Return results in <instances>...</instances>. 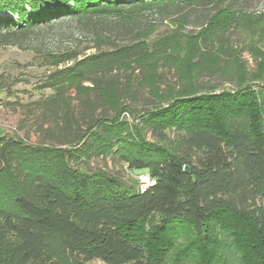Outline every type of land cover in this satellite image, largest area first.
<instances>
[{"label": "trees", "instance_id": "1", "mask_svg": "<svg viewBox=\"0 0 264 264\" xmlns=\"http://www.w3.org/2000/svg\"><path fill=\"white\" fill-rule=\"evenodd\" d=\"M243 1L238 8L239 0H4L3 11L17 16L0 19L5 44L73 20L93 34L96 52L44 55L52 69L40 89L51 95L36 106L51 124L38 130L48 143L0 136V264H165L160 242L171 233L189 227L201 235L223 220L261 250L264 86L251 87L264 79V15L248 13L250 0ZM199 9L207 12L196 18ZM148 14L175 16V29L149 43L153 30L137 25ZM191 25L200 31L185 33ZM234 31L250 40L243 51L258 64L254 77L231 46ZM166 66L177 82L164 89L159 71ZM203 76L237 89L216 95L219 87L202 85ZM145 88L151 96L143 99ZM11 90L0 85L15 97ZM141 99L146 108L136 115L131 105ZM125 112L160 142L130 138ZM109 156L155 185L141 193L102 170L72 168Z\"/></svg>", "mask_w": 264, "mask_h": 264}, {"label": "rangeland", "instance_id": "2", "mask_svg": "<svg viewBox=\"0 0 264 264\" xmlns=\"http://www.w3.org/2000/svg\"><path fill=\"white\" fill-rule=\"evenodd\" d=\"M243 2V0H239L235 6L240 8ZM4 5V0H0V19H17V16L13 13L3 11L2 7ZM244 8L248 13L261 17L264 15V0H250ZM206 12L207 10L204 9L197 10L196 18L201 17ZM148 15V17L140 16L137 25L139 29L150 28L153 30L149 43H155L159 38L175 29V25L172 23L175 16L169 20L158 14ZM196 22L199 23L200 20ZM41 27L30 33L28 37L9 44H5L0 37V85L7 84L12 89L11 92L15 93V97H8L6 92H0V136L19 137L34 146L43 142L48 143V138L38 132L40 125H44L45 130H48V127L51 126L48 119H43L41 111L36 106V102L51 95L49 91L40 89L42 80L52 69L49 66H43L44 55L70 51L77 52L80 57H84L96 52L93 49V34L83 30V27L77 21L66 20L50 27ZM199 31L197 26L192 27V25L187 26L185 29V33L195 32L196 34ZM230 37L231 46L233 45L236 48V54H242V59L246 64L244 67L246 72L254 77L260 71L258 64H256V60L249 50L243 51L249 45L250 40L240 31H234ZM240 70L238 68V71ZM159 74L160 81H163L161 87L164 89L168 84L174 85L177 82L175 70L171 67H162ZM140 78L141 73L136 71L133 77L135 86ZM201 84L207 87H219L215 90L214 94L216 95L224 92L234 94L237 89L235 84L222 82L218 77L203 76ZM262 86H264V79L261 83H253L251 88L259 90ZM150 96L148 89L142 90L143 99ZM143 102L144 100L141 99L136 104L132 103L131 106L136 110V115L137 112H142L146 108L143 106ZM74 103L77 104L78 102L74 101ZM130 116L129 112L122 115L123 119L125 118L131 126L130 138L138 142L142 140L143 144L149 145L160 142V137H154L151 132H147L140 125L139 120H135ZM167 135L171 138L174 137L173 133L167 132ZM129 140L131 141V139ZM166 144L169 143L166 142ZM126 146L131 147L133 151L138 150L131 145ZM64 148L69 149L68 147ZM74 166L76 168H72L80 172L81 175L102 170L107 174L120 178L129 186L136 185L137 188L139 187V176L144 174L133 172L128 169L127 165L120 162L116 164L111 156L106 159L78 161ZM229 224L231 222L228 220L212 221L204 226L201 235L194 234L189 227H183L177 230L176 233H171L172 239L160 242V254L165 256V264H264V260L261 258L264 254V245H260L261 250L256 249L252 246V244L258 243L254 240L255 238L250 237L241 230L235 224V221L233 222L234 227L227 229ZM242 234L248 237H243ZM247 247L250 251L245 250V256L244 249ZM247 256H249V259L246 260L245 257ZM89 264L104 263L93 261Z\"/></svg>", "mask_w": 264, "mask_h": 264}, {"label": "built area", "instance_id": "3", "mask_svg": "<svg viewBox=\"0 0 264 264\" xmlns=\"http://www.w3.org/2000/svg\"><path fill=\"white\" fill-rule=\"evenodd\" d=\"M156 181L147 173L139 176V191L145 193L148 189L154 186Z\"/></svg>", "mask_w": 264, "mask_h": 264}, {"label": "water", "instance_id": "4", "mask_svg": "<svg viewBox=\"0 0 264 264\" xmlns=\"http://www.w3.org/2000/svg\"><path fill=\"white\" fill-rule=\"evenodd\" d=\"M184 171H185L186 174H189V175L191 174V168L188 167V166L185 167Z\"/></svg>", "mask_w": 264, "mask_h": 264}]
</instances>
